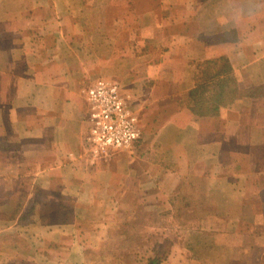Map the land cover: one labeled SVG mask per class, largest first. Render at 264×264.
<instances>
[{"label":"crops","instance_id":"obj_1","mask_svg":"<svg viewBox=\"0 0 264 264\" xmlns=\"http://www.w3.org/2000/svg\"><path fill=\"white\" fill-rule=\"evenodd\" d=\"M219 58L247 94L196 115ZM99 79L142 136L93 160ZM123 221L159 237L133 264H264V0H0V264H119L95 259Z\"/></svg>","mask_w":264,"mask_h":264},{"label":"built area","instance_id":"obj_2","mask_svg":"<svg viewBox=\"0 0 264 264\" xmlns=\"http://www.w3.org/2000/svg\"><path fill=\"white\" fill-rule=\"evenodd\" d=\"M88 133L85 147L93 160L129 152L141 138L139 116L131 106V96L110 79H99L84 91Z\"/></svg>","mask_w":264,"mask_h":264},{"label":"trees","instance_id":"obj_3","mask_svg":"<svg viewBox=\"0 0 264 264\" xmlns=\"http://www.w3.org/2000/svg\"><path fill=\"white\" fill-rule=\"evenodd\" d=\"M233 66L226 58L200 63L197 74V87L187 94L191 110L196 115H217L223 106L246 96V91L233 84ZM250 95H256L250 92Z\"/></svg>","mask_w":264,"mask_h":264},{"label":"rangeland","instance_id":"obj_4","mask_svg":"<svg viewBox=\"0 0 264 264\" xmlns=\"http://www.w3.org/2000/svg\"><path fill=\"white\" fill-rule=\"evenodd\" d=\"M206 180L203 179V182H205ZM202 197H205L207 195V190L206 189H202ZM209 208V207H208ZM201 209L203 210V212H206L207 207L201 206ZM130 215V212L127 210L123 213H121V216L124 218L126 216V218H128ZM160 223V222H157ZM123 224L126 225L122 226V231L126 232L125 238L122 239L121 237H117L114 239L113 244H111V250L109 251V253H105V258L104 257H96L95 262L98 261H105V262H113L115 260H118L119 264H133L138 256H140V253H135V248L137 247L138 249L145 248L146 246H149V248L153 247L156 243V241H159V237L157 234H155L154 236H150L148 238V240H146L145 236V229L144 228H136V230H131L129 228V225L131 224L126 223L125 221H123ZM134 232V234L132 233ZM131 235V236H130ZM137 239V240H136ZM133 240V241H132ZM114 249V251H113ZM147 254L144 253L143 254V259L147 260ZM98 260V261H96Z\"/></svg>","mask_w":264,"mask_h":264}]
</instances>
